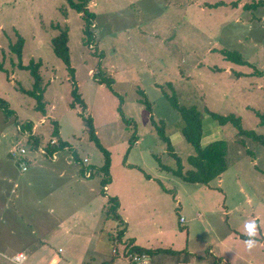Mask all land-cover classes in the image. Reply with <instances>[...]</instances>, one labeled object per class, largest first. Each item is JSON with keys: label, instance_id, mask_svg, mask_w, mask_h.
<instances>
[{"label": "rangeland", "instance_id": "rangeland-1", "mask_svg": "<svg viewBox=\"0 0 264 264\" xmlns=\"http://www.w3.org/2000/svg\"><path fill=\"white\" fill-rule=\"evenodd\" d=\"M217 1L88 0L85 10L78 11L68 0H0V98L6 104L0 105V253L8 256L22 248L34 220L29 192L15 195L11 208L1 192L2 173L16 162L9 149L30 147L34 126L35 137L46 145L57 122L59 136L76 159L87 157L95 168L90 181L99 185L100 196L121 200L120 214L124 217L126 211L130 223H125L123 237L118 235L121 227L111 230L98 218L102 229L89 237L93 242L44 243L37 235V243L56 251L77 248L86 255L101 250L108 240L121 251L123 241L136 237L148 252L133 255L146 254L149 260L132 259L130 264H177L185 259L189 264H230L219 260L233 250L264 264L259 245L264 239V233L259 236L264 231V145L239 135L230 122L220 124L207 111L240 116L243 128L264 136V0H224L219 6L214 5ZM256 2L262 5L246 7ZM65 30L69 66L52 42ZM19 38L21 56L11 48ZM223 50L239 52L245 62L230 60ZM30 63L39 66L46 114L25 92L35 82L30 69L22 67ZM75 87L85 108L72 106ZM167 94L201 112L202 144L209 138L226 142L227 168L209 185L184 181L160 168V163L177 166L157 128L163 123L186 169L194 152ZM142 100L151 104L152 113ZM90 118L110 153L107 175L96 170L106 158L90 137ZM30 123L31 129L26 126ZM147 174L153 177L148 186ZM88 196L93 202L95 196ZM111 205L104 212L109 214ZM253 219L259 243L249 252L244 225ZM46 220L50 224L56 218ZM5 255H0V264H11Z\"/></svg>", "mask_w": 264, "mask_h": 264}, {"label": "crops", "instance_id": "crops-1", "mask_svg": "<svg viewBox=\"0 0 264 264\" xmlns=\"http://www.w3.org/2000/svg\"><path fill=\"white\" fill-rule=\"evenodd\" d=\"M36 128L37 126H34L33 132L31 130L29 133L31 140L30 147L23 146L27 149L24 157L27 168L23 169L19 162L14 161L10 165V170L2 173V181L5 186L1 192L6 194L5 201L9 203L8 208H11V200L14 201V196H19L21 191L30 193L33 199L28 202L29 205L34 207V220L31 221L28 241L21 245L22 248H18L14 250L13 253L6 256L14 257L18 253H23L25 255L23 264H25L27 258L30 262L29 264H53V260L56 261V264H62L65 261L68 262V264H130L133 262L132 257L134 255L133 251H130V248L133 246H140L136 237L123 241L124 244L121 251L115 247L114 241L113 244L108 240L104 244V247L101 248L102 251L96 248L86 253V255H82V252L77 248L62 249L59 247L60 250L56 251L47 244L36 242L37 235L41 237L40 240L44 243L51 242V240H61L62 242L67 241L69 243L80 244L84 241L93 242L89 237L97 236L102 229L103 223L101 225L97 223L98 218L102 222L106 221L111 230L120 227V229L125 228V223L127 221L128 224L130 223V218L129 215L126 214V211L124 217L120 214V209L123 205L121 200H118L119 205L117 212L121 215L123 222L115 219L110 211H108L109 214L104 212L107 205L110 206L111 203L108 201L107 194L102 196L103 198L100 196L101 192L99 185L90 181V178L95 174V168H92L91 165L88 164L89 160L87 157H85L87 161H85V158L83 161L80 159L77 160L74 153L71 151L70 145H67L66 151L68 154L57 151L56 157L51 158L48 154H43V152L38 149L40 145L44 146L42 139H39V146L33 148L37 140V137H35L36 134L34 133ZM210 133H212V131ZM208 140L209 141L205 144L216 139L209 138ZM30 150L34 152L28 154ZM11 151L12 150L9 149L10 154ZM86 168L91 169L92 172L90 176L85 174ZM97 178L100 179V177ZM152 178H146L149 180L147 186ZM11 182L14 183V187L11 185ZM107 187L106 185L104 189H107ZM89 194L95 196L93 202L88 201ZM82 195H86V199L80 200ZM158 195L160 196L161 193H158ZM120 202L122 205H120ZM22 203L23 202L20 201L16 206L22 205ZM44 209H47L49 214H44ZM50 215H53L56 221L48 224L46 219ZM182 218L183 217H181L180 220ZM120 229L118 231H120ZM11 232L13 233V230H11ZM263 233L264 231L262 232L261 230L259 236L261 237ZM259 241V245L264 248V239L260 238ZM140 247H142V245ZM62 252H65V254L62 255ZM245 260L244 256L239 253H234L233 250L227 258L221 257L219 262L245 264ZM246 261L249 264H256L250 259ZM177 264H189V261L185 259L181 262L178 261Z\"/></svg>", "mask_w": 264, "mask_h": 264}, {"label": "trees", "instance_id": "trees-1", "mask_svg": "<svg viewBox=\"0 0 264 264\" xmlns=\"http://www.w3.org/2000/svg\"><path fill=\"white\" fill-rule=\"evenodd\" d=\"M70 4L75 7L78 11H81L82 9L85 10L86 8V3L88 0H79L78 2L74 0H68ZM84 2V3H81ZM81 3V4H80ZM226 3L224 0L217 1L214 5H223ZM250 5L253 6H258L262 5L261 3H251L247 4L246 7H249ZM68 34L67 31H63L60 34L56 35L53 37L52 42L54 44V49L55 52L60 56L64 62L69 66L70 65V55H69V47H68ZM22 43L23 40L21 38L18 39V41L11 46L12 50L16 52L19 56L22 54ZM224 54L230 60L232 61H237L244 63L245 61L241 59V54L237 51L230 50V51H225L223 50ZM23 68H28L30 69L35 82H34V87L32 90H24L28 94L32 95L36 99V109L42 111V113L46 114V108H45V102L43 100V92L44 88L41 87V75L38 73V68L39 66L36 65L35 63H30L28 65H22ZM72 70V69H71ZM108 84L111 85V79L108 80ZM73 94V101H72V106H75L76 104H80L83 108H85V101L82 97V95L77 91V88H73L72 91ZM168 98L172 104V106L180 113L181 118H182V128H181V133L182 136L193 146L194 152L188 156V163L189 167L187 169L183 165L182 158L179 154L174 152L172 150V143L168 135H166L165 131V126L164 123L162 126H157L158 131L161 132V137L169 143V154L172 155L175 160L177 161V166L175 168H171L169 166H165V164L160 163V168L163 170H168L172 172L175 176L179 177L180 179H183L184 181L187 182H192V183H201L205 185H209L210 182L213 179H216L222 175V173L225 171L227 168V161H226V155H227V146L226 142L222 139H217L213 140L207 144H202L201 143V138H202V133H203V124H202V117H201V112L195 107V106H185L182 105L178 102L176 96H171L169 94ZM142 102L146 105V109L152 113V106L147 100H142ZM0 105L2 108L6 106L5 102L3 99L0 98ZM208 112H210L211 116L214 118L218 119L219 123L224 125L228 122L232 123L233 126L237 129V133L242 136H248L251 137L257 141H259L261 144L264 145V136L257 134L254 130H248L243 128L242 126V121L241 117L237 116L235 114H228V115H220L216 112H211L210 110L207 109ZM153 123L157 124L154 119ZM91 118L88 120L89 126H90V137L92 140L95 141L96 145L98 148L103 152L105 155V163L98 168V170L102 171L103 174H106V171H108V162L110 161V153L106 150V148L101 144L99 137L96 133V130L91 122ZM55 128L52 132L51 138L56 139V143L54 145L48 143L46 146V149L49 153L60 151L63 149H66V146L69 145L68 142L63 140L59 136V127L57 126L58 123L55 122ZM27 128L31 129L32 124H26ZM39 139L34 143L33 148H37L39 145ZM12 155V154H11ZM13 158L18 162V160L13 156ZM107 175V174H106ZM105 175V176H106ZM147 178H151V175L147 174ZM106 186L108 180L107 178L103 179ZM108 201L112 204L109 211L111 212L112 216L119 220L120 222H123V219L121 215L117 212L118 208V200L109 197ZM125 231V228L120 229L119 235L123 236ZM130 251L136 252V251H146L143 247L140 246H133L130 248Z\"/></svg>", "mask_w": 264, "mask_h": 264}, {"label": "clouds", "instance_id": "clouds-1", "mask_svg": "<svg viewBox=\"0 0 264 264\" xmlns=\"http://www.w3.org/2000/svg\"><path fill=\"white\" fill-rule=\"evenodd\" d=\"M245 235L247 236V239L244 240V245L247 251L251 252L259 243L257 237H258V225L256 221L250 220L246 221L245 225ZM0 255H5L3 253H0ZM5 258L9 259L11 261V264H22V258L23 254H17L14 257H7L5 255ZM53 264H56V261L53 260Z\"/></svg>", "mask_w": 264, "mask_h": 264}, {"label": "built area", "instance_id": "built-area-1", "mask_svg": "<svg viewBox=\"0 0 264 264\" xmlns=\"http://www.w3.org/2000/svg\"><path fill=\"white\" fill-rule=\"evenodd\" d=\"M56 142H57V141H56L55 138H51L50 141H49L48 143L54 145ZM48 143H47L46 145H44V146L40 145V146L38 147V149H39V151L43 152V154H48L51 158H55V157H56V153H57V151H56V152L49 153V152L47 151V149H46V146L48 145ZM26 152H27V149H26L25 147H23V146L19 147L17 152H15V151H11L12 156H14V157L18 160L20 166H21L23 169H26V168H27V163H26L25 158H24ZM85 161H87L86 158H85ZM91 172H92V171H91L90 168H86V169H85V174H86L87 176H90V175H91ZM181 220H183V218H182ZM19 254H23V253H19ZM16 255H17V254H16ZM16 255H15V256H16ZM132 258H133L134 260H139V259H141L142 261H147V260H148V256H147L146 254H142V255H140V256H138V255H134ZM24 260H25V255L23 254L22 264H23V261H24Z\"/></svg>", "mask_w": 264, "mask_h": 264}]
</instances>
